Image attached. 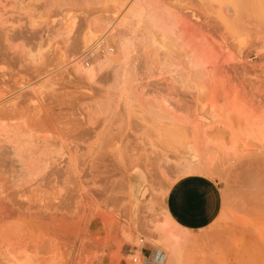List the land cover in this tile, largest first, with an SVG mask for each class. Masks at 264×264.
<instances>
[{"label": "rangeland", "instance_id": "1", "mask_svg": "<svg viewBox=\"0 0 264 264\" xmlns=\"http://www.w3.org/2000/svg\"><path fill=\"white\" fill-rule=\"evenodd\" d=\"M240 1L243 31L224 0H0V264H264V9ZM191 174L222 194L198 230L165 207Z\"/></svg>", "mask_w": 264, "mask_h": 264}, {"label": "crops", "instance_id": "2", "mask_svg": "<svg viewBox=\"0 0 264 264\" xmlns=\"http://www.w3.org/2000/svg\"><path fill=\"white\" fill-rule=\"evenodd\" d=\"M165 207L178 228L198 230L210 226L222 210V194L213 177L185 175L168 190Z\"/></svg>", "mask_w": 264, "mask_h": 264}, {"label": "bare ground", "instance_id": "3", "mask_svg": "<svg viewBox=\"0 0 264 264\" xmlns=\"http://www.w3.org/2000/svg\"><path fill=\"white\" fill-rule=\"evenodd\" d=\"M262 1V0H261ZM224 2H227L226 3V5H225V7L226 8H228L229 6H230V3H233V2H235V4L237 3V6H239L238 8H239V10H237L236 12V14H235V16L234 17H232L231 19V21H232V25H240V26H242L241 25V23H245L248 19L246 18V16L248 15L247 13L245 14V12H246V9H248V7L250 6V4L248 3V2H244V1H240V2H236V0H224ZM257 2V1H256ZM263 3H264V0L262 1ZM262 2H260V4L263 6H260L259 8L261 9H264V5L262 4ZM259 4V5H260ZM154 5V4H153ZM229 5V6H228ZM236 6V7H237ZM139 7V6H138ZM160 9V8H159ZM223 9V8H222ZM250 12H251V10H250V8L248 9ZM248 11V12H249ZM197 12V11H196ZM74 13V12H73ZM252 13V12H251ZM74 16V15H73ZM226 17V16H225ZM224 17V18H225ZM231 17V16H230ZM229 17V18H230ZM252 17H253V20L252 21H250V23H257L258 21L256 20V18H258V16H254V15H252ZM259 17L264 21V12L261 14V15H259ZM228 17H227V19H229ZM245 18L247 19V20H245ZM224 20V19H223ZM200 22V21H199ZM247 22H249V21H247ZM224 24H225V22H223ZM249 23V24H250ZM260 23V21L257 23V24H259ZM263 23V22H262ZM196 25V24H195ZM227 24H225V27H227L226 26ZM231 25V26H232ZM262 25V24H261ZM261 25H259V26H261ZM205 26V25H204ZM245 26V25H244ZM262 27H263V25H262ZM210 28V30H211V27H209ZM240 31H243V30H241L240 28H239V26L237 27ZM261 28V27H260ZM250 30V29H249ZM208 31H209V29H208ZM263 31V30H262ZM211 32H214L213 31V29H212V31ZM136 43V42H135ZM144 43V42H143ZM182 48V47H181ZM170 69V68H169ZM180 109V108H179Z\"/></svg>", "mask_w": 264, "mask_h": 264}]
</instances>
